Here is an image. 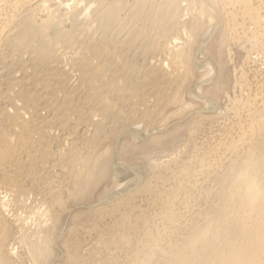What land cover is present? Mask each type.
Here are the masks:
<instances>
[{
  "label": "bare ground",
  "instance_id": "bare-ground-1",
  "mask_svg": "<svg viewBox=\"0 0 264 264\" xmlns=\"http://www.w3.org/2000/svg\"><path fill=\"white\" fill-rule=\"evenodd\" d=\"M60 1L0 0V264H18V242L43 257L74 207L94 210L65 242L71 264H264V0H203L216 19L202 32L183 22L189 0ZM220 32L221 54L251 47L224 110L202 88ZM185 92L184 118L200 119L182 146H157ZM124 138L154 146L150 162L123 161Z\"/></svg>",
  "mask_w": 264,
  "mask_h": 264
},
{
  "label": "rangeland",
  "instance_id": "rangeland-1",
  "mask_svg": "<svg viewBox=\"0 0 264 264\" xmlns=\"http://www.w3.org/2000/svg\"><path fill=\"white\" fill-rule=\"evenodd\" d=\"M193 1V2H192ZM217 1V2H216ZM55 2V3H54ZM58 2V3H57ZM60 0H51V6L52 7H58V5L60 4ZM191 2H192V4H191ZM215 2L219 5V0H215ZM188 3H190V7H189V5L187 6V8H188V10L185 12H183V14L185 15L186 13V18H185V16H184V21L183 22H185V20H187L186 21V23L187 22H190L191 23V18L194 20L195 18H199L201 21H202V23H201V29H200V31L202 32V30L204 29V28H206L207 27V25L209 24V22L210 21H212L211 19H213V20H215L216 18H215V15L213 14V13H211L210 11V13H207V15L206 14H204V12L206 11L207 12V9L206 8H204V3H203V0H189V2ZM201 9V10H200ZM189 10H190V12H189ZM195 10V11H194ZM200 10V11H199ZM197 11L201 14H199V13H197ZM202 12V13H201ZM205 12V13H206ZM64 13V14H63ZM189 13V14H188ZM193 14V15H192ZM190 15V16H189ZM208 15H209V17H208ZM62 16H63V19H64V22L68 25V16H69V13L68 12H65V11H63L62 12ZM66 16V17H65ZM196 16H199V17H196ZM46 17V15H43V18H45ZM203 18V19H202ZM222 18H223V16H222ZM67 19V20H66ZM190 19V20H189ZM208 19H210V20H208ZM189 20V21H188ZM192 20V21H193ZM209 21V22H208ZM189 23V24H190ZM205 23H208V24H206L205 25ZM202 24H204L205 26H203ZM203 26V27H202ZM198 32V34H197V36H196V38H195V41H197L198 40V38H199V35L201 34V32ZM223 32V31H222ZM222 32H220V33H218L217 35H215L213 38H212V40L210 41V43L205 47V49H204V51H203V53H204V56L207 58V57H212L213 58V60L215 61V63L217 64V70H218V73L220 74H218L219 75V77H218V75H217V73H216V76L214 77V79L213 80H211V81H209V82H206V83H204L203 85H202V88H204V90L209 94V96H211V98H214L215 99V101L216 102H218L219 103V105L222 107V109L224 110L225 108H232V106H233V104H234V102L236 101V100H241L240 98H241V94H240V91H239V89L238 88H236L235 87V82H236V80H237V78H238V76H239V74L245 69V64H246V62H245V60L247 61V56L249 55L248 53H250L251 51H249V50H251V47H249L247 44L246 45H244L243 46V43L241 44V43H235V42H232V40H230V44H229V42L227 43V44H225V45H227V47L224 45V49H223V53L221 54L220 53V46H218V44H219V42H220V40H221V38H222ZM204 36V35H203ZM202 36V37H203ZM216 43V44H215ZM234 43V44H233ZM237 44V45H236ZM242 45V46H241ZM228 46H230V47H228ZM194 47V46H193ZM226 47V48H225ZM243 47V48H242ZM248 48V50H245V49H247ZM250 48V49H249ZM229 49V50H228ZM247 51H249L248 53H247ZM202 53V54H203ZM254 57L256 56V55H253ZM247 57V58H246ZM245 63V64H244ZM236 65V66H235ZM244 67V68H243ZM242 69V70H241ZM239 70V71H238ZM201 71V70H200ZM225 75V76H224ZM200 76V77H199ZM222 76V78L224 77V78H226V80H227V76H228V79H230L227 83L228 84H226L228 87H226V86H223L222 84H221V82L220 83H218V85L217 84H215V83H217L218 81L217 80H219V78ZM200 78H201V73H197L195 76H194V78H193V81H194V83L196 84V82L198 83V81L200 80ZM223 78V79H224ZM221 80V79H220ZM196 81V82H195ZM231 81V82H230ZM215 85H217V86H215ZM222 89V90H221ZM228 90V91H227ZM235 90V91H234ZM185 95V97H183L182 99L183 100H181V101H183L182 103L180 102L179 103V105H176L175 107H174V109L172 110V112H173V114H175V115H178V116H174V118L175 119H177L178 121H180L181 120V123H178V124H175V125H171L169 128H168V130H166V132H165V134H166V136H165V138H162V140H161V144H159V145H157V146H164L165 148H167V149H172V145H174L173 143L175 142V141H177L175 144L178 146H182V144H183V142H184V136L181 134L180 135V133L182 132V131H180V130H183V131H185L186 130V132L191 128V126L194 124V121L196 122V120H198V119H200V113H196V114H194V115H192L191 117H186V118H184L185 117V115H187V113H188V111H190L191 109H189V107H190V105H192V104H194L193 103V101H191L192 100V97L190 96V95H187L186 94V92L184 93ZM235 95V96H234ZM228 96H230V98L228 97ZM239 99H238V98ZM234 99V100H233ZM191 101V102H190ZM187 102V103H186ZM190 103V104H189ZM192 103V104H191ZM202 103H204V102H202ZM185 104V105H184ZM189 105V107H188V105ZM186 106V107H184V108H182L183 106ZM178 106H181L180 108L178 107ZM192 106H194V105H192ZM190 107V108H193V107ZM178 107V108H177ZM196 108L198 107V105L197 106H195ZM175 108H176V110H175ZM188 110H187V109ZM199 108V107H198ZM178 109H180V110H178ZM178 110V111H177ZM186 110V111H185ZM233 112V111H232ZM232 112H229V114L231 115L232 114ZM182 113H184V114H182ZM181 114V115H180ZM180 115V116H179ZM223 117V116H222ZM222 117H220V118H222ZM225 117H228V115L226 114V116ZM182 118V119H181ZM194 120V121H193ZM193 122V123H192ZM178 131H180V132H178ZM171 135V136H169V135ZM177 134V135H176ZM163 136V133H155V134H153L151 137H157V136ZM168 135V136H167ZM186 136V135H185ZM176 137H178L177 139H176ZM114 138V137H113ZM112 138V139H113ZM173 138H174V140H173ZM110 140H111V138H110ZM174 142H173V141ZM165 141V142H164ZM121 142H124V143H120L121 144V146L120 147H122L123 145L124 146H126V147H124V150H123V154H122V156H120V158H122V160L123 161H125V162H127V163H129V165H143V164H147V163H149L150 162V152H151V150L150 149H152V148H154V146L152 147V145H151V147L149 146V145H145V147H144V145H141V143H140V146H139V143H136V142H134V141H132V140H129V139H126V138H124ZM137 146H135V145ZM127 145H129V146H127ZM131 145V146H130ZM171 146V147H170ZM125 152V153H124ZM127 152H128V154H127ZM148 154V155H147ZM162 157V161H165V162H167V160H168V157L169 156H167V154L165 155H161ZM165 157V158H164ZM119 159V158H118ZM157 169V168H156ZM156 169H153L154 170V172L156 173L157 172V170ZM108 175H109V173L105 176V178L101 181V182H99L98 183V185L96 186V189L95 188H93V189H95V190H97V191H95V190H93L94 191V193L92 192V190H91V192H92V195H93V197L91 196V194H89V196L88 197H90L91 196V198H90V200H89V202H87V203H85V205H90L91 203H96V201H98L97 200V198L99 199V197H100V195L106 190V189H111L113 186H114V178L111 176L110 177V175H109V177H108ZM107 177V178H106ZM110 178V179H109ZM90 192V193H91ZM96 193V194H95ZM95 194V195H94ZM100 194V195H99ZM95 197V198H94ZM71 200H67V202H70ZM70 203H72V202H70ZM69 203V204H70ZM92 209V210H91ZM93 210H94V207L93 208H84V207H80V208H76V207H74L73 208V213H72V215H70V217H68L69 215L66 213V212H64L63 214H62V216H63V218H62V222H64V223H66L67 221V223H66V225L64 226V228H65V231H64V236H63V231H61V224H59V223H56L55 221V223L54 222H51L50 224H49V227L51 226H53L52 228H51V233H49L50 235H48V237L47 238H52L53 239V237H59L60 235L61 236H63V237H61L60 239H58V237H57V245H59V247L62 249V251H63V256H62V258L60 259V261H59V263L60 264H71V261L69 260V258H67V257H65V255H68V254H70V251L68 252V250L69 249H67L68 248V246H67V241L66 240H68L69 238H70V236H71V233L70 232H72V230L74 229V228H78V227H83V226H81V225H84V224H87L88 222V220H91V218L90 219H88L87 220V218L89 217L88 216V214L90 215V216H92V214L93 213H91V212H93ZM88 211H90V212H88ZM85 212V213H84ZM86 212L88 213V214H86ZM84 213V214H83ZM91 213V214H90ZM81 214H83V215H81ZM65 215H66V217H65ZM83 216V217H81V216ZM85 215H87L88 217L86 218V216ZM74 216H76V217H81V219L80 218H78L77 220L75 219L76 217H74ZM68 217V219L66 220V218ZM71 217H74V218H72V219H74L75 221H73L72 219H70ZM85 218V219H84ZM70 219V220H69ZM84 220V221H83ZM87 220V221H86ZM80 221V222H79ZM84 223H83V222ZM73 222L75 223V224H73ZM78 223V225H77V223ZM54 223V224H53ZM81 223V224H80ZM56 224V225H55ZM55 225V226H54ZM77 226V227H76ZM74 227V228H73ZM53 228H55V229H53ZM71 230H70V229ZM53 230V231H52ZM70 230V231H69ZM67 231V232H66ZM54 233V235H52ZM69 234V235H68ZM51 236V237H50ZM45 239L46 240V242H48L49 243V246H50V248L49 249H47L49 246H48V243H45V241H43L42 243L43 244H41L42 246H43V248H45V249H47V252L45 253L44 252V256L42 257V256H39V255H35L37 258H38V260L40 259L41 261H36V257H32V255H30V253H29V251L26 249V246H23L24 244H19V242L17 243L18 245H19V247H18V255L16 256V260L17 261H19L18 262V264H34L35 262L36 263H38L39 262V264H45L46 262H43V261H47V263L46 264H50V261L52 260V258H54V257H57V256H59L60 255V252H59V250H58V248L56 247V245H54V243H52V239H51V241L50 240H48V239ZM50 241V242H49ZM66 242V243H65ZM51 243V244H50ZM45 244H47V245H45ZM66 244V245H65ZM18 245H16V246H18ZM47 246V247H46ZM67 246V247H66ZM25 247V248H24ZM19 248H21V249H19ZM52 248V249H51ZM54 248V249H53ZM23 249H25V251L23 250ZM49 250V251H48ZM52 250H54V251H52ZM21 251V252H20ZM27 251H28V253H27ZM51 251V252H50ZM24 253V254H23ZM65 253V254H64ZM27 254V255H26ZM29 254V255H28ZM45 254H47L46 255V258H45ZM24 255V256H23ZM57 255V256H56ZM24 258H23V257ZM27 256H30L29 257V259H27ZM53 256V257H52ZM47 257H48V260H46L47 259ZM68 257H69V255H68ZM32 258H33V260H32ZM42 258H44V259H42ZM50 259V260H49ZM57 259V258H56ZM32 260V261H31ZM23 263H22V262ZM30 263H29V262ZM25 262V263H24Z\"/></svg>",
  "mask_w": 264,
  "mask_h": 264
}]
</instances>
